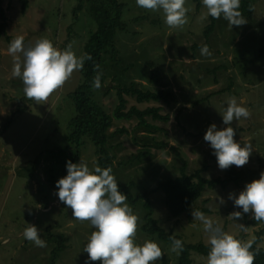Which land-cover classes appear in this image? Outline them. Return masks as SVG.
I'll return each instance as SVG.
<instances>
[{"label": "rangeland", "instance_id": "obj_1", "mask_svg": "<svg viewBox=\"0 0 264 264\" xmlns=\"http://www.w3.org/2000/svg\"><path fill=\"white\" fill-rule=\"evenodd\" d=\"M2 1L8 25L0 33V264H85L88 254L83 248L95 229L90 221L72 216V209L59 200L55 184L67 173L69 157L64 156V152L69 148L68 124L75 115L68 95L82 82L81 69L74 71L46 101L37 102L25 95L22 79L12 75L14 60L8 48L17 36L24 37L25 48L47 38L57 49L64 50L70 45L73 52L81 56L87 36L97 25L88 7L75 19L72 12L77 0H30L25 12L20 0H14L12 6L10 0ZM123 1L129 3L126 19L132 33L124 42V50H120L121 42L116 43L115 57L123 61L121 64L116 63L113 53L106 55V85L134 81L144 89L174 92L169 104L164 101L139 103L134 97L126 96L125 110L135 105L141 109L161 106L162 113L168 114L170 120L154 122L151 117L149 120L164 131L148 133L140 129L135 134L133 128L137 118L114 119L110 129L111 132L122 127L129 130L111 139L113 144H122L111 150L113 174L120 184L130 186L133 196L146 194L153 208L152 211L147 209L146 197L138 198L136 203L126 200L139 216L137 242L152 240L159 244L164 254L154 264H178L180 251H172L171 243L147 234L143 226L151 214L166 232L178 234L190 244H208L210 234L203 223L192 216L193 211L203 212L223 231L234 236L245 234L248 239L255 238L263 222L245 228L246 218L253 215L244 213L241 218L234 219L230 214L242 209L228 196L230 192L238 195L247 182L259 178L264 171V56L256 55L264 35V0H257L246 14L242 13L246 19L242 25L230 26L223 17L217 19V28L210 37L211 56L201 55L198 48L192 47L195 41L200 44L206 41L204 32L210 16L201 19L207 12L203 3L197 11L195 0H186L187 22L173 27L165 23L162 10L141 8L136 0ZM136 17L142 18L133 21ZM180 34L182 48L172 49V36ZM181 50L183 54H177ZM223 66L225 68H219ZM215 68L218 74L208 72ZM154 71L158 77L156 82L151 81ZM97 98L108 113H113L119 102L114 89L108 95L100 93ZM232 98L238 103L242 101L251 113L247 118L231 122L236 131L234 139L241 145H252L249 161L242 167L233 165L241 173L242 181L239 185L231 183L226 189L221 186L207 188L188 212L172 217L161 200L162 194L154 188L159 182L179 175L187 162L189 173L207 161L209 168L204 173L207 178L225 176V169L218 167L204 134L213 122L218 128L227 126L222 114ZM5 124L8 127L4 131ZM135 136H140L139 143ZM153 138L167 142L168 146H152ZM54 147H60V151ZM148 150L149 155L138 156ZM80 153L75 162L82 159L90 168L99 165L93 146L88 145ZM221 197L225 201L222 204ZM29 223L41 229L45 247L25 239L23 232ZM60 237L63 251L53 260ZM260 245L264 246V239ZM207 258L193 253L192 264H207ZM90 264H101V261Z\"/></svg>", "mask_w": 264, "mask_h": 264}, {"label": "clouds", "instance_id": "obj_2", "mask_svg": "<svg viewBox=\"0 0 264 264\" xmlns=\"http://www.w3.org/2000/svg\"><path fill=\"white\" fill-rule=\"evenodd\" d=\"M202 3L207 12L202 14L201 19L208 16L215 19L223 17L230 26L246 23L240 11L241 0H202ZM136 4L144 9L162 10L165 23L169 26L178 27L187 22L186 0H136ZM23 42L24 37L17 36L9 45L8 51L13 54L14 60L12 75L22 79L25 95L37 102L46 101L74 71L83 68L86 59H91L88 54L77 56L70 45L64 50L57 49L47 38L27 48ZM200 51L204 56L212 54L206 44ZM100 76L97 73L94 77L93 87H101ZM250 115L242 101L238 103L232 98L222 114L223 123L227 126L218 128L213 122L205 131L204 140L213 149L220 169L232 165L242 167L249 161L252 145H241L234 139L236 131L231 122ZM66 169V175L55 182L56 194L60 201L72 209L74 218L90 221L95 229L83 248L88 254L85 264L97 260L101 264H154L161 258L164 252L156 241L137 242L139 216L126 203L127 194L119 190L118 180L111 167L94 165L90 168L87 162L80 159L79 162L66 161ZM228 198L242 209L230 214L234 219L251 212L257 221H264V171L259 178L247 182L238 195L230 192ZM224 202L221 197L220 203ZM192 216L200 220L205 231L210 234L207 264H254L255 254L250 251L254 238L242 241L223 231L203 212L193 211ZM40 231L35 224L29 223L23 235L36 246L45 247L46 241L41 238ZM182 249V241L172 238V251L179 252Z\"/></svg>", "mask_w": 264, "mask_h": 264}, {"label": "trees", "instance_id": "obj_3", "mask_svg": "<svg viewBox=\"0 0 264 264\" xmlns=\"http://www.w3.org/2000/svg\"><path fill=\"white\" fill-rule=\"evenodd\" d=\"M13 1L14 0H10V6H12ZM20 1H22V9L25 12L29 8L30 0ZM2 2L3 1L0 0V19L2 20L0 23V33L1 31H4L8 25V17L6 16V10L3 8ZM77 2L78 3L72 12L75 19H78V13L88 7L87 9L97 25V28L90 31L83 47L82 55L88 54L91 56V59H86L84 66L81 69L82 82L68 95L73 102L75 115L68 124V136L66 140L69 148L72 147L73 150L67 148L64 152V156L69 157V160L75 162L78 160V157L81 154L80 152L86 149L88 145H91L95 148V153L98 156L97 163L99 166L101 168H113V156L111 155V150L122 144L121 142L113 144L111 139L116 138L118 134L129 132L127 128L123 127L117 129L115 132H111L110 129L113 126L114 119L131 120L137 118V124L133 128L135 134H137L140 129L148 133L164 131L161 127L149 120V117H151L154 122L158 120L168 122L170 120V116L168 114H163L162 107L157 105L148 106L143 109L135 105L130 107L129 110H125L126 104L128 103L126 96L129 95L134 97L139 103H161L164 101L169 104L174 99V92H167L165 90L156 91L150 88L144 89L138 86V83L134 81L128 82L127 84L116 82L115 84L107 86L104 70V60L106 59V55L113 53V58L116 59V63L121 64L123 61L120 58L115 57L118 52L116 43L121 42L120 50H124V48H126L124 42L128 41V37L132 33V29L129 27L128 20L126 19V11L129 3H126L123 0H77ZM195 2L197 4V11H200L202 0H195ZM255 2H257V0H241L240 11L246 14L247 9L253 6ZM141 18L142 17H136L133 21L140 20ZM154 22H156V20H154ZM216 28L217 19L210 16V23L206 26L204 32L206 37L205 43L200 44L199 41H195L192 45L194 49L198 48V53H201L200 49L205 44L208 45L209 49L213 48V45L210 44V37ZM182 35H184V33ZM180 37H182L181 34L179 36H172V49L181 47L179 41ZM172 54L175 55L176 53ZM177 54L182 55L183 50L179 51ZM256 55L259 57L264 56V35L262 46L259 48ZM133 65L134 64L132 63L131 66ZM219 68L225 67L223 66ZM217 70L218 68H215L213 70H208V72L216 75L218 74ZM97 73L101 74L100 88L93 87V80ZM114 79L118 80V76H115ZM157 80V72L154 71L151 81L156 82ZM112 89L116 91L119 102L113 113H108L97 97L100 93L105 95L110 94ZM7 124L9 125L10 121H8ZM7 124H5L2 130L5 131L7 129ZM144 137L147 136L145 135ZM139 138L140 136H135V141L137 143H139ZM153 139L155 140L153 141L152 146L157 148L168 146L167 142L157 141L156 138ZM145 145L149 146L147 141H145ZM54 150L60 151V147H54ZM149 153V150L146 152H140L138 156H147ZM208 168L209 163L205 161L201 167L194 169L189 173L187 171V169H189V163L187 162V166L184 165V167H182L179 175L170 177L166 181L159 182L156 185L154 190L162 194L161 200L172 217H179L188 212L191 209V206L201 198L207 188L213 189L221 186L226 189L231 183L239 185L243 179L241 173L233 167V165L225 169V176H216L212 178H207L204 174L207 172ZM118 185L119 190L127 194V199L132 203H136L138 198H147L146 194L135 197L129 192L130 186H124L119 182ZM146 201L147 209L152 211L151 200L147 198ZM245 215L247 216L248 213H245ZM260 222H263V226L256 232L257 235L254 238L252 248L250 249V251L255 254L254 264H264V246L260 245L264 239V221H257L254 216H252L250 219L246 218L244 224L245 228H249L254 225H259ZM143 230L147 234L156 235L160 239L171 244L172 238L180 239L183 243V249L180 251L178 264H192L193 253L208 257V252L210 250L209 243L206 244L200 242L198 244H190L186 242L182 236L166 232L151 214L146 217ZM235 237L244 242L253 240L248 239L245 234L237 235ZM63 247L64 244L62 243V237H60L58 239V245L53 251V260L61 254Z\"/></svg>", "mask_w": 264, "mask_h": 264}]
</instances>
